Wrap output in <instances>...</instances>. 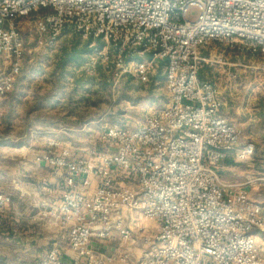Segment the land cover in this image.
Wrapping results in <instances>:
<instances>
[{"label":"built area","instance_id":"1","mask_svg":"<svg viewBox=\"0 0 264 264\" xmlns=\"http://www.w3.org/2000/svg\"><path fill=\"white\" fill-rule=\"evenodd\" d=\"M191 6L199 8L194 20ZM31 15L39 47L70 29L92 38V56L109 61L119 77L149 82L164 68L169 99L134 128L105 127L89 151L49 142L36 160L64 172L52 211L69 226L71 256L54 247L35 264L128 263L137 245L139 264H261L253 231H264L262 207L248 182L219 174L229 152L244 161L255 144L240 145L238 126L218 115L216 85L199 72L217 65L237 79L225 57L235 51L261 57L252 68L264 73V0H0V97L21 75L19 19ZM215 44L221 51L204 56ZM11 202L0 192V212ZM116 235L123 249L93 248V240Z\"/></svg>","mask_w":264,"mask_h":264},{"label":"rangeland","instance_id":"2","mask_svg":"<svg viewBox=\"0 0 264 264\" xmlns=\"http://www.w3.org/2000/svg\"><path fill=\"white\" fill-rule=\"evenodd\" d=\"M198 14L197 6L189 8L190 20H194ZM35 17L31 15L19 19L21 33L26 42L21 74L24 72L26 77L22 79L19 75L14 89L0 97V152L18 149V145L24 140L25 144H22V147L39 153L49 149L51 146L49 142L52 140L75 151H89L98 143V134L105 127L117 125L134 128L147 115L167 105L169 99L164 68L149 82H142L133 76L119 77L117 70H110L109 61L101 56L99 58L92 56L90 47L94 41L92 38H83L70 29H67L54 45L39 47L36 43ZM97 43L99 47L104 45L99 40ZM74 48L80 51L78 59H69L68 55ZM228 52H232L234 56L232 60L246 65L239 67L242 70L247 69L241 76L242 83L244 82L241 85L250 87V94L246 97H255L251 92L253 88L258 89L260 101L256 100L255 104L263 107L264 81L261 77H264V73L252 68L258 65L261 57L247 52L244 54ZM232 71L237 72L234 69ZM237 74L239 79V72ZM34 88L42 93L39 94L40 98L52 88L50 94L53 95L46 96L51 102L53 100L54 108L41 104L39 109L32 110L34 104L31 95L26 99L22 91L27 92ZM260 94L262 95L259 96ZM49 120L54 122L48 124ZM239 130L242 135L240 128ZM249 139L257 143L260 138ZM7 141H10L9 147ZM2 161L0 158V188L4 189L14 183L17 175L13 170L4 167ZM8 172L12 175H8ZM9 195L12 198L13 195ZM140 221L149 229L156 225L146 219ZM257 242L260 244L261 264H264V254L261 253L262 248L264 249V239L258 238ZM122 244V239L118 235L107 241L92 242L93 248L101 254L117 252L123 249ZM139 246L131 247L133 257L128 263L117 264H139L138 258L141 254ZM8 257L11 262L15 256Z\"/></svg>","mask_w":264,"mask_h":264},{"label":"crops","instance_id":"3","mask_svg":"<svg viewBox=\"0 0 264 264\" xmlns=\"http://www.w3.org/2000/svg\"><path fill=\"white\" fill-rule=\"evenodd\" d=\"M220 51L221 46L215 44L204 50L203 55L208 56ZM225 57L230 63V70L239 72V79H229L223 67L217 65H206L200 70L199 78L216 85L222 101L218 115L241 129L240 145L252 141L249 138L260 139L259 141L256 139L257 143L252 141L255 144V152L247 160L240 161L234 151L229 152L219 169V174L228 183L248 182L246 188L252 200L261 205L264 215V106L255 104L256 100L260 101L258 89L253 88L251 92L255 97H246L250 94V87L241 85L244 83L241 76L247 69L239 68L246 65L232 60L234 57L232 52H228ZM24 75L26 74L22 72L20 78L24 79L26 77ZM261 80L264 81V77H261ZM51 91L53 89L49 88L42 98L39 97L41 92L36 88L27 92L22 91V95L26 99L31 95L34 104L32 110L39 109L41 104L54 108L53 100L51 102L46 96L53 95L50 94ZM47 122L51 124L54 121ZM24 141L20 142L18 149L0 152L3 166L13 170L17 175L13 181L16 182L15 184L8 185L4 189L0 188V192L13 195L11 205L4 212H0V264H35L54 247H58L62 257L67 259L71 256L68 246L69 226L56 218L52 211L65 189L64 172L49 166L44 161L38 162L36 159L41 153L22 147ZM9 142L7 141L8 147ZM72 150L75 151L73 148ZM8 175H12L11 172H8ZM253 233L257 241L258 238L264 239L263 231L255 229ZM261 253L264 254L263 248ZM9 255L15 256L11 262Z\"/></svg>","mask_w":264,"mask_h":264},{"label":"trees","instance_id":"4","mask_svg":"<svg viewBox=\"0 0 264 264\" xmlns=\"http://www.w3.org/2000/svg\"><path fill=\"white\" fill-rule=\"evenodd\" d=\"M79 54H80V51L74 48L72 52L68 55V57L69 59H78Z\"/></svg>","mask_w":264,"mask_h":264}]
</instances>
